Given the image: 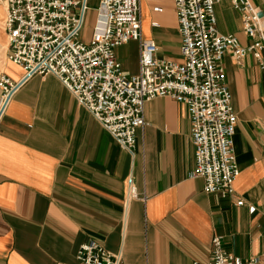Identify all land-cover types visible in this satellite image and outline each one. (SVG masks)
Masks as SVG:
<instances>
[{
    "label": "crops",
    "instance_id": "obj_1",
    "mask_svg": "<svg viewBox=\"0 0 264 264\" xmlns=\"http://www.w3.org/2000/svg\"><path fill=\"white\" fill-rule=\"evenodd\" d=\"M85 3L90 30L83 23V39L98 0ZM213 11L218 31L248 42L228 0ZM3 15L0 0V72L16 80L22 71L6 59ZM138 17L156 56L179 61L173 1L138 0ZM113 51L124 74L137 71V40ZM220 66L236 114L230 196L207 192L202 177L187 175L194 163L188 119L171 97L144 101L129 151L54 74L20 82L0 110V264L74 263L84 241L118 251L119 264H193L208 259L213 234L236 258L256 255L264 237V70L250 52L240 61L224 53ZM128 177L133 197H126Z\"/></svg>",
    "mask_w": 264,
    "mask_h": 264
},
{
    "label": "built area",
    "instance_id": "obj_2",
    "mask_svg": "<svg viewBox=\"0 0 264 264\" xmlns=\"http://www.w3.org/2000/svg\"><path fill=\"white\" fill-rule=\"evenodd\" d=\"M2 1L6 59L22 72L16 80L0 72L1 109L26 77L52 73L130 151L134 130L144 122V101L169 96L184 105L188 119L194 163L187 175L202 177L207 192L233 194L232 179L238 172L232 149L236 114L220 60L229 53L240 61L250 52L264 70V10L259 4L228 0L239 12L241 30L249 38L243 44L234 34L217 30L213 5L220 0H172L180 35L181 59L176 61L157 57L153 39L141 36L138 0H98L86 39L80 37L85 0ZM130 39L138 41V69L124 74L113 48ZM135 195L128 177L126 197ZM75 258L74 263L57 264H119L120 253L84 241L77 246ZM193 264H264V237L256 255L236 258L224 249L220 235L213 234L208 259Z\"/></svg>",
    "mask_w": 264,
    "mask_h": 264
},
{
    "label": "rangeland",
    "instance_id": "obj_3",
    "mask_svg": "<svg viewBox=\"0 0 264 264\" xmlns=\"http://www.w3.org/2000/svg\"><path fill=\"white\" fill-rule=\"evenodd\" d=\"M260 6H261V8L264 10V2H263V0L261 1ZM263 21H264V16H262V18H261V23H262ZM83 23H85V30L88 32V30H90V24H89V21L86 20V21H84ZM83 27H84V26H83ZM81 34H82V29H81V31H80V37H81Z\"/></svg>",
    "mask_w": 264,
    "mask_h": 264
},
{
    "label": "water",
    "instance_id": "obj_4",
    "mask_svg": "<svg viewBox=\"0 0 264 264\" xmlns=\"http://www.w3.org/2000/svg\"><path fill=\"white\" fill-rule=\"evenodd\" d=\"M259 14H261V11L259 12ZM1 109V108H0Z\"/></svg>",
    "mask_w": 264,
    "mask_h": 264
},
{
    "label": "bare ground",
    "instance_id": "obj_5",
    "mask_svg": "<svg viewBox=\"0 0 264 264\" xmlns=\"http://www.w3.org/2000/svg\"><path fill=\"white\" fill-rule=\"evenodd\" d=\"M262 23L264 24V21Z\"/></svg>",
    "mask_w": 264,
    "mask_h": 264
}]
</instances>
